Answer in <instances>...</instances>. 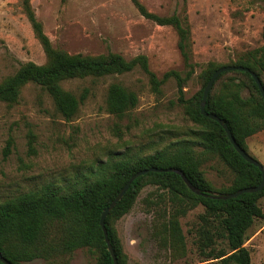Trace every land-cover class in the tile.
Here are the masks:
<instances>
[{
  "label": "rangeland",
  "instance_id": "1",
  "mask_svg": "<svg viewBox=\"0 0 264 264\" xmlns=\"http://www.w3.org/2000/svg\"><path fill=\"white\" fill-rule=\"evenodd\" d=\"M137 2L157 17L176 16L185 21L190 33L187 60L178 47L176 30L147 19L131 0H28L52 49L68 55H118L127 61L143 56L158 80L167 72L178 73L183 92L180 98L173 78L154 90L139 67L122 75L69 80L61 84L63 90L79 95L87 88L90 95L75 117L66 121L41 87L25 85L17 102H0V202L49 183L67 192L80 173L88 176L102 163L115 161L117 154L147 155L175 140H194L201 127L185 109L200 90L207 68L244 61L249 55L264 64V0ZM12 15L17 34L0 40V82L28 62L46 63L22 0H15ZM260 74L264 83V66ZM232 76L226 74L217 81L212 94H221ZM237 78L243 85L240 96L257 101L248 78ZM112 84L137 97V105L123 115L111 114L105 108V95ZM244 145L264 167V130L248 137ZM200 171L212 193L228 188L233 180L232 172L218 158L205 162ZM258 205L264 212V196ZM203 213L201 205L172 202L168 193L146 185L129 211L113 221L125 264H213L200 262L196 250ZM169 217L178 221L184 239L177 249L164 245L157 235L158 225ZM244 246L250 252L251 264H264V219L254 220ZM21 264L98 262L94 251L79 249L71 255Z\"/></svg>",
  "mask_w": 264,
  "mask_h": 264
},
{
  "label": "trees",
  "instance_id": "2",
  "mask_svg": "<svg viewBox=\"0 0 264 264\" xmlns=\"http://www.w3.org/2000/svg\"><path fill=\"white\" fill-rule=\"evenodd\" d=\"M131 1L147 19L176 30L178 47L187 60L186 45L190 33L185 21L176 16L157 17L146 12L137 0ZM22 5L43 47L46 63L36 65L28 62L13 76L0 82V102H17L22 87L34 84L51 97L57 112L69 121L89 97L90 90L85 88L76 95L63 90V82L122 75L136 67L141 68L149 77L154 90L169 78L176 80L181 98L183 82L179 74L170 71L158 80L148 69L146 58L143 56L127 61L118 55H68L52 49L30 10L28 0H22ZM229 65L253 71L264 88L260 74L264 64L251 55L244 61ZM220 67L222 66L207 68L200 90L187 103V116L201 127L194 140H175L147 155L127 152L117 154L115 161L110 159L102 163L96 170L89 171L88 176L80 173L75 186L67 192L49 183L0 202V254L11 264H21L37 258L71 255L76 250L86 249L97 254L98 264H113L99 225L100 214L133 174L151 167L180 170L200 191L212 193L213 189L204 179L200 167L211 158H218L233 174L230 186L218 194L234 193L240 189L257 186L261 181L259 170L246 163L232 148L222 128L216 122L203 117L199 111L203 88ZM226 74L234 76L227 81L221 94H212L214 85ZM237 75L248 78L257 94V101L245 100L240 96L243 85ZM214 85L207 97L205 111L222 119L236 143L246 152L245 140L264 130V100L247 73H224ZM104 103L109 113L123 115L137 105V97L120 85L112 84L107 89ZM146 185H155L168 193L172 202H191L193 206L203 207L202 225L196 232L195 241L196 250L202 259L200 262L251 264L250 252L244 244L247 231L254 220L264 219V212L258 205V201L264 196V188L258 193L242 194L234 199L215 200L192 193L175 173H148L138 177L106 216L105 228L118 264H125L126 256L113 228V221L129 211ZM158 226L160 228L157 235L164 245L168 243L176 249L183 246L184 239L174 217H169L165 224Z\"/></svg>",
  "mask_w": 264,
  "mask_h": 264
},
{
  "label": "water",
  "instance_id": "3",
  "mask_svg": "<svg viewBox=\"0 0 264 264\" xmlns=\"http://www.w3.org/2000/svg\"><path fill=\"white\" fill-rule=\"evenodd\" d=\"M234 71H238V72H243V73H247L250 75V77L252 78V80L254 81L262 99L264 100V88L259 80V78L257 77V75L249 70L248 68L245 67H241V66H222L220 68H218L210 77V79L207 81L206 85L203 88L202 91V98L201 101L199 103V111L200 114L207 118L210 119L214 122H216L224 131L229 143L231 144L232 148L235 150V152L248 164L256 167L260 174H261V181L260 183L255 186V187H250V188H244V189H240L237 190L234 193H229V194H216V193H210V192H202L200 191L198 188H196L194 185L191 184V182L185 177V175L177 169H173V168H166V169H158L155 167H151L149 169H145L142 171H139L135 174H133L129 180L125 183V185L119 190L118 194L116 195V197L114 198V200L109 204V206L107 208H105L101 214H100V219H99V225L100 228L103 232V237H104V242L107 246V250L112 258V262L113 264H118L117 262V258L116 255L114 254V251L111 247V244L109 242L108 239V235H107V230L105 228V218L108 215V213L117 205V203L122 199V197L125 195V193L128 191L131 183L137 179L140 176H143L145 174L148 173H175L177 174L181 180L183 181V183L186 185V187L195 195L200 196V197H204V198H210V199H215V200H228V199H234L239 197L242 194H248V193H258L260 191L263 190L264 188V167L253 157H251L250 155H248L235 141L234 137L232 136L229 128L227 127V125L225 124V122L220 119L218 116L214 115V114H210L207 113L205 111V105H206V100L207 97L215 83V81L218 79V77L224 73L227 72H234ZM0 263L2 264H11L9 261H7L1 254H0Z\"/></svg>",
  "mask_w": 264,
  "mask_h": 264
},
{
  "label": "crops",
  "instance_id": "4",
  "mask_svg": "<svg viewBox=\"0 0 264 264\" xmlns=\"http://www.w3.org/2000/svg\"><path fill=\"white\" fill-rule=\"evenodd\" d=\"M15 0H0V40L16 35V23L12 15Z\"/></svg>",
  "mask_w": 264,
  "mask_h": 264
}]
</instances>
